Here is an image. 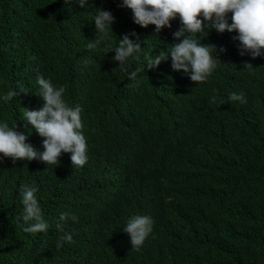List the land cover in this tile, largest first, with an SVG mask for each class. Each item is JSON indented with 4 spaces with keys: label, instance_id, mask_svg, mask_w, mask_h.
<instances>
[{
    "label": "trees",
    "instance_id": "trees-1",
    "mask_svg": "<svg viewBox=\"0 0 264 264\" xmlns=\"http://www.w3.org/2000/svg\"><path fill=\"white\" fill-rule=\"evenodd\" d=\"M120 2L93 0L115 17L107 42L139 36L142 51L129 70L143 66L144 53L178 42L179 18L156 34L154 25L133 23ZM94 14V6L65 0H0V94L18 93L0 106V121L16 123L44 150L20 121L25 108L43 105H35L42 75L81 106L88 145L83 167L73 168L69 153L50 166L0 164V264H264V58L241 55L235 33L212 30L202 43L221 50L220 60L206 82L165 66L146 70L133 87L115 53L86 49L96 38ZM233 92L246 103L229 101ZM26 183L39 187L46 232L25 233L17 220ZM64 212L78 222L65 224L73 240L57 248ZM133 215L154 220L139 250L123 230Z\"/></svg>",
    "mask_w": 264,
    "mask_h": 264
},
{
    "label": "clouds",
    "instance_id": "clouds-1",
    "mask_svg": "<svg viewBox=\"0 0 264 264\" xmlns=\"http://www.w3.org/2000/svg\"><path fill=\"white\" fill-rule=\"evenodd\" d=\"M77 3L80 8L94 6L92 23L95 25L96 38L88 40V51L102 50L104 54L115 53L114 62H119V69L124 71L133 87H138L139 76L146 70L161 69L171 66L173 71H182L192 82H206L218 67L219 52L215 45L204 44L208 33H235L233 40L238 42L241 55H250L253 59L264 58V0H121L119 7L126 8L133 23L147 28L155 26L156 34L164 28H172V21L179 18L181 27L173 33L177 43L162 50L158 55L144 53L143 66L132 68L131 60L142 51V42L134 31L119 37V43L113 46L106 37L113 32L115 17L110 10L95 7L93 0H65L66 4ZM231 13V16H229ZM98 61L95 70L99 72ZM162 62L165 64L163 65ZM251 65V64H247ZM38 91L35 92L37 110L25 108L20 121L30 125L43 138V151L28 143V136L17 131L16 123L0 121V164L11 158L15 164L19 160H38L48 166L59 162L62 153H69L73 168L83 167L88 161V145L83 132L82 108L69 105L65 98V88L57 86L50 78H36ZM20 91L26 92L23 87ZM17 91L9 90L0 94V106L7 104ZM231 102L246 103L243 93H230ZM215 97L210 99V103ZM33 105V106H35ZM39 187L35 184H23L20 189L22 214L17 217L22 221L23 232L37 234L46 232L49 224L44 220L38 199ZM57 230L63 233L57 241V248L64 243H71L73 236L65 232V224L71 220L78 222V217L70 213H61ZM154 220L148 215H133L127 219L123 230L130 235L133 250H139L152 234Z\"/></svg>",
    "mask_w": 264,
    "mask_h": 264
}]
</instances>
